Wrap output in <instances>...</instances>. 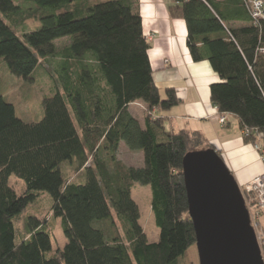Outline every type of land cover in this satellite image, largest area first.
I'll use <instances>...</instances> for the list:
<instances>
[{
    "label": "trees",
    "instance_id": "obj_1",
    "mask_svg": "<svg viewBox=\"0 0 264 264\" xmlns=\"http://www.w3.org/2000/svg\"><path fill=\"white\" fill-rule=\"evenodd\" d=\"M31 1L0 0V58L29 81L52 62L62 87L44 96L41 118L28 121L1 93L0 76V264H186L197 239L183 159L207 140L198 131L167 130L165 119L150 115L181 99L174 87L161 96L139 8L133 0ZM169 1L171 16L186 22L193 61H208L221 78L211 101L240 119L246 142L264 147V19L254 18L247 0ZM26 19L41 26L19 34L15 27ZM139 101L149 112L144 125L129 110ZM122 142L143 152V166L118 158ZM136 183L151 187L157 241L141 222ZM44 193L68 240L50 257L47 218L28 215L20 239L15 226Z\"/></svg>",
    "mask_w": 264,
    "mask_h": 264
},
{
    "label": "crops",
    "instance_id": "obj_2",
    "mask_svg": "<svg viewBox=\"0 0 264 264\" xmlns=\"http://www.w3.org/2000/svg\"><path fill=\"white\" fill-rule=\"evenodd\" d=\"M133 1L142 15L144 33L151 45L149 56L161 96L166 97L167 87H174L181 99L179 105L165 111L155 109L150 115L165 119V126L169 123L170 130L200 132L207 140L205 149L211 145L220 151L240 185L263 173L262 155L254 144L244 140L240 119L234 114L221 112L211 101V85L221 82V78L208 61H193L187 45L186 22L171 16L169 0ZM136 103L147 107L141 101ZM129 110L142 125L145 124V116L141 118ZM220 116H225V123L220 122ZM123 147L128 148L122 142L118 154ZM130 152H140L144 160L141 151ZM75 175L71 173L69 176L74 178Z\"/></svg>",
    "mask_w": 264,
    "mask_h": 264
},
{
    "label": "water",
    "instance_id": "obj_3",
    "mask_svg": "<svg viewBox=\"0 0 264 264\" xmlns=\"http://www.w3.org/2000/svg\"><path fill=\"white\" fill-rule=\"evenodd\" d=\"M183 175L199 264H264L240 185L217 150L188 152Z\"/></svg>",
    "mask_w": 264,
    "mask_h": 264
},
{
    "label": "rangeland",
    "instance_id": "obj_4",
    "mask_svg": "<svg viewBox=\"0 0 264 264\" xmlns=\"http://www.w3.org/2000/svg\"><path fill=\"white\" fill-rule=\"evenodd\" d=\"M15 3L27 6L36 5L31 0H15ZM40 26V21H37L35 19H26L24 24L16 26L15 28L17 29L19 34H21L24 30L32 31L38 29ZM65 42H67V40L63 39L58 41V44ZM46 65L47 68L40 66L33 75L34 80L29 81L25 80L22 77L12 74L9 71L6 62H4V59L0 58V76L2 79L1 93L5 96L8 101L12 102L15 105L17 114L25 120L36 121L40 119L43 114L42 99L44 98V96L56 92L57 87H62L60 83V68L55 64L54 66L52 62L46 63ZM130 109L136 115H139L141 118L149 113L147 107H145L141 103L132 104L130 106ZM166 128L167 130L171 129L169 123L166 124ZM205 147L206 145L202 144L196 150H204ZM139 153L130 152L129 148L123 147L120 154H118V158L123 160L128 165L139 167L144 165V160H142V156ZM71 168H73V166L70 163L66 162L64 165V171L67 176H69L71 173H75L74 169ZM11 180L12 182L16 183L15 185H17L19 189H21L24 185H22V182H20V180H18L14 176L11 178ZM17 181L21 184V186ZM240 186L242 187V185ZM133 197L140 206L141 222L149 240L157 241L159 239L160 230L155 222L154 213L151 207V187L148 185H141L139 183H136L135 187L133 188ZM50 204L51 198L49 194L44 193L38 198L37 201L30 204L24 211V213L19 216V218H17L15 221V226L18 231V239H20L23 236L27 235L26 220L28 215L36 214L43 219L47 218L49 220L52 232V250L47 253V257L52 256L58 249L64 247V245L68 241L63 231L62 220L54 219L51 216ZM259 220L261 228L264 229V212L261 213V217L259 218ZM262 231L264 233V230ZM185 261L186 264H199V256L196 246H193L187 251Z\"/></svg>",
    "mask_w": 264,
    "mask_h": 264
},
{
    "label": "built area",
    "instance_id": "obj_5",
    "mask_svg": "<svg viewBox=\"0 0 264 264\" xmlns=\"http://www.w3.org/2000/svg\"><path fill=\"white\" fill-rule=\"evenodd\" d=\"M247 2L254 18L264 19V0H247ZM261 52L264 53V47L261 48ZM219 120L221 123H225L226 118L221 116ZM254 146L261 152L264 160V147L260 143H256ZM240 188L250 212L252 225L255 228L264 259V233L259 220L261 213L264 211V172L256 175Z\"/></svg>",
    "mask_w": 264,
    "mask_h": 264
}]
</instances>
